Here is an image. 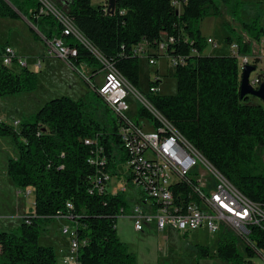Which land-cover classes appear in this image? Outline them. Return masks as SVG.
<instances>
[{
  "label": "trees",
  "instance_id": "obj_1",
  "mask_svg": "<svg viewBox=\"0 0 264 264\" xmlns=\"http://www.w3.org/2000/svg\"><path fill=\"white\" fill-rule=\"evenodd\" d=\"M47 1L66 14L84 38L137 88L140 64L134 48L145 43L147 50L155 53L163 35L175 38L168 54L184 61L174 72L177 93H148L149 101L246 197L264 207V161L260 155L264 149V104H253L251 97L241 98L242 73L237 58L205 55L206 38L199 29L203 20L220 15V3L237 14L240 0H117L113 15L107 11L108 1L97 7L93 0ZM174 3L181 5V11ZM42 6L39 0H0V19L25 18L40 32L33 30L35 39L62 38L76 47L75 67L81 63L98 66L74 36H63L64 29L53 15L40 13ZM241 26L253 43L264 40L259 19ZM234 42L241 55H252V44L242 35L236 41L232 36L225 40L228 46ZM3 50L0 44V56ZM254 63L258 69L260 61ZM37 89V73L0 65V98ZM140 115L151 118L143 108ZM117 131V119L110 124L100 122L88 113L85 100L66 96L46 103L32 121L21 122L19 131L0 121V137H11L18 150V157L8 161L7 175L16 188L35 193L34 212L16 229L0 232V264H59L55 248L43 246L40 238L43 225L60 215L69 219L78 241L85 243L79 250V264H137L136 255L117 231L118 219L130 208L125 195L93 192L97 177L105 173L118 177V165L125 163ZM85 138H98L109 160L106 166L90 163L92 155L83 144ZM118 154L122 155L119 159ZM106 189L110 191L107 184ZM251 233L245 252L253 258L259 255L256 249L264 250V231L252 228ZM220 236L217 252L199 246V258L214 256L225 264H245L237 246L239 238L231 232Z\"/></svg>",
  "mask_w": 264,
  "mask_h": 264
},
{
  "label": "built area",
  "instance_id": "obj_2",
  "mask_svg": "<svg viewBox=\"0 0 264 264\" xmlns=\"http://www.w3.org/2000/svg\"><path fill=\"white\" fill-rule=\"evenodd\" d=\"M40 1L43 5L40 13L53 15L64 29L63 36H74L98 62L99 67L91 71V77L87 76L86 64L81 63L78 67H81V73L90 84L92 91L98 94L108 110L116 116L117 133L123 147L122 155L125 157L124 164L128 168L126 175L128 183L139 190L142 189L136 198L137 203L126 213L133 220L135 231L142 232L149 225L154 224L161 232L171 229L183 236L206 229L213 235L231 232L244 244L250 242L252 228L264 231V207L250 200L231 183L153 106L146 94L132 85L114 63L84 38L66 14L51 2ZM174 5L179 6L181 11L180 4L174 3ZM42 38L47 45L48 56L59 58L69 67L77 69L73 65L78 57L76 47L69 45L62 38L53 40ZM175 42V38L163 35L155 53L149 52L147 45L143 43L134 48V56L139 59L141 57L149 59V64L153 66L157 65L159 58L165 57L176 68L178 65H183L184 61L182 58L173 59L168 54L170 46ZM206 43L207 48L210 47L212 50L221 48V44L212 38L207 39ZM260 44H264V40ZM229 51L237 58L241 73L247 65L257 70L254 61L258 58L254 57V51L253 56L241 55L236 42L229 45ZM32 62L17 54L15 49L8 45L4 47L0 56V65L14 70L29 69ZM34 67L43 68L39 58L36 59ZM100 73L103 74V83L96 86L91 78ZM252 74L249 83L257 90L264 84V77L261 78L260 74L252 77ZM159 90L158 85H152L149 93L158 95ZM129 96L151 114L153 123L147 119L143 123L132 120L129 115L132 110L128 102ZM138 115L140 114L137 111L133 113L135 117ZM13 126L19 128L21 122L15 121ZM83 144L92 155L90 159L92 165L106 166L109 163L98 138H85ZM121 156L118 154L117 158ZM111 180L110 173L97 177L93 181V192L97 190L101 194L111 193L106 189V184L110 187ZM126 192L127 188L124 187L118 188L117 193L114 194L125 195ZM31 193L32 191H28L26 195L30 196ZM67 206L72 209L70 203ZM57 219L66 222L69 220L61 215ZM62 233L69 240V256L62 261V264H79V250L85 243L78 241L76 230L72 226H67ZM253 247L256 248L254 245ZM256 251L264 260V250L256 249Z\"/></svg>",
  "mask_w": 264,
  "mask_h": 264
},
{
  "label": "rangeland",
  "instance_id": "obj_3",
  "mask_svg": "<svg viewBox=\"0 0 264 264\" xmlns=\"http://www.w3.org/2000/svg\"><path fill=\"white\" fill-rule=\"evenodd\" d=\"M237 1L234 0V2ZM106 2L107 0H93V5L97 7L107 4ZM240 3L241 5L237 10V14H231V6H225L220 3V15L218 17H208L200 22L199 29L206 40L212 38L221 44V48L214 50L210 47L206 48L205 55H232L228 46H224L225 40L227 37L232 36L236 41L237 37L242 35L246 42L252 44L254 57L258 59L259 57L264 58V50L261 44L253 43L242 33L241 26L242 22L250 23L255 19H259L264 27V0H240ZM33 30L40 34L25 18H22V20L0 19V44L4 45V47L8 45L15 49L20 56L27 55L26 57L33 61V65L31 64L29 69L38 74V89L34 93H23L16 96L0 98V121L12 126L15 121L23 123L32 121L33 117L46 103L64 96L70 97L75 101L85 100L88 104V113L93 114L100 122L110 124L112 119H116V116L107 109L104 101L99 100L95 96L90 84H88L84 75L81 73V67L73 69L59 58L48 56V48L44 38L35 39ZM251 56H253V52ZM38 58L43 63L42 69H36L34 67V63ZM259 60L261 63L258 69L253 72L252 77L264 73V59ZM139 64L138 89L141 92L148 94L149 88L152 86L151 83H155L159 78V95L172 96L177 93V81L174 77L175 67L165 57L159 58L156 66L150 65L149 59L145 57L139 59ZM98 67L86 65L87 76L91 77V71ZM15 69L17 72L22 71L17 68ZM91 81L96 86H99L103 83V74L95 75L91 78ZM128 102L132 106L129 115L134 122L143 123L147 119L153 123L151 114V118L141 115L137 117L133 116V113L136 111L140 114L142 105L136 102L131 96H129ZM251 102L253 104H264L254 97H251ZM16 130L19 131L20 126ZM17 153L18 150L11 137H0L1 177H4L7 172L8 161L16 158ZM260 155L264 161V149L261 150ZM117 170L118 177H112L110 192L117 193L118 188L126 187L127 192L125 196L128 199L131 209L137 203L136 198L142 189L139 190V188H135L132 184L128 183L126 176L128 168L124 163H120ZM0 179L3 180L0 186V232H3L10 227L12 220L15 219L14 216L19 213L18 205L21 204L20 199L24 198L27 190H21V195H18L15 187L11 183L8 182L6 184L4 183L5 178ZM34 196L35 193L33 192L32 198ZM26 207L29 208V206ZM129 216L127 214L118 219L117 231L122 241L136 255L137 264H225L214 256L199 258L198 255L199 246L208 247L212 254L216 253L221 240L220 235L210 234L206 229L199 230L187 236H183L175 231L166 234L167 231L161 232L157 229V232L154 227H147L144 231L137 232L133 227V220ZM66 225L71 226V223L60 219H55L47 225H43V230H49L53 238L51 241L42 239L41 243L43 246H50V242L55 247H59V244L66 245L65 249L63 248L56 252L57 258L61 259V261L69 256V240L62 233L63 229L67 227ZM237 246L246 260L245 264H264V260L257 254L253 258L247 256L245 244L240 239H237Z\"/></svg>",
  "mask_w": 264,
  "mask_h": 264
},
{
  "label": "crops",
  "instance_id": "obj_4",
  "mask_svg": "<svg viewBox=\"0 0 264 264\" xmlns=\"http://www.w3.org/2000/svg\"><path fill=\"white\" fill-rule=\"evenodd\" d=\"M224 46H228L227 44L225 45L224 44ZM262 47H263V50H264V44H262L261 45ZM228 48H229V46H228ZM263 53H264V51H263ZM22 57H25V58H27L26 56L27 55H21ZM28 59V58H27ZM260 59H264L263 57H260ZM18 157V153H17V155H16V158ZM16 158H13V159H16ZM8 165V164H7ZM0 178H5L6 180L4 181V183H11L13 186H14V184H13V182H12V180L8 177V175H7V172L5 173V175H4V177H1L0 176ZM2 183H3V180L2 179H0V186L2 185ZM111 186V185H110ZM15 187V186H14ZM15 189H16V193L18 194V195H21V193L22 192H20L21 190H23V189H19V188H16L15 187ZM27 191L26 192H28V191H32V193H31V195L30 196H26V192H25V195H24V198H22V199H20L21 200V204L20 205H18V207H19V213H17L16 214V216H14V220H12V223H11V225H10V227L7 229V230H13V229H16L17 227H19L21 224H22V222H23V220L26 218V216L28 215V214H30V213H32V212H34V208H35V196H34V198H32L33 197V192H34V190L33 189H26ZM111 190V189H110ZM112 193V192H111ZM127 198V197H126ZM34 201V202H33ZM17 204H19L18 202H17ZM26 206H29V208H27ZM65 226V225H64ZM67 226V225H66ZM149 227H154L155 229H156V231L158 232V230H157V228H156V226H155V224L154 225H149L148 226V228ZM174 230H171V229H169L168 231H167V233L166 234H168V233H170V232H173ZM51 232L49 231V230H45L44 231V233L42 234V236H41V238H40V242L42 241V239H48V241H51V239H53L52 237H51V234H50ZM43 235H44V237H43ZM46 236H48L47 238H46ZM42 244V243H41ZM50 244V246H52V247H54L55 248V250H56V252H58L60 249H65V246L66 245H58L59 247H55L54 245H52V242H50L49 243ZM45 246V245H44ZM0 252H1V249H0ZM133 253V252H132ZM58 263L59 264H62V261H61V259H58Z\"/></svg>",
  "mask_w": 264,
  "mask_h": 264
},
{
  "label": "water",
  "instance_id": "obj_5",
  "mask_svg": "<svg viewBox=\"0 0 264 264\" xmlns=\"http://www.w3.org/2000/svg\"><path fill=\"white\" fill-rule=\"evenodd\" d=\"M107 1H108L107 11L109 14L113 15L117 7V0H107ZM34 29L36 30V28ZM254 71L255 68L249 65L245 66L244 68L241 78V89H240L241 98L254 97L259 99L261 102H264V84H262L260 88L256 90L249 83L250 76Z\"/></svg>",
  "mask_w": 264,
  "mask_h": 264
}]
</instances>
